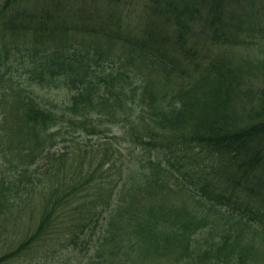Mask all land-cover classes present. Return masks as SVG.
Segmentation results:
<instances>
[{"label":"trees","instance_id":"1","mask_svg":"<svg viewBox=\"0 0 264 264\" xmlns=\"http://www.w3.org/2000/svg\"><path fill=\"white\" fill-rule=\"evenodd\" d=\"M243 27L264 32L261 0H0V264H259L264 57L253 78L233 62ZM103 125L154 169L132 176ZM163 190L195 205L137 197Z\"/></svg>","mask_w":264,"mask_h":264},{"label":"rangeland","instance_id":"2","mask_svg":"<svg viewBox=\"0 0 264 264\" xmlns=\"http://www.w3.org/2000/svg\"><path fill=\"white\" fill-rule=\"evenodd\" d=\"M132 1H139V0H132ZM261 1L264 4V0H261ZM98 8L99 9H103V5L100 4ZM133 9H134V11H136L137 8L134 6ZM139 13H140V10L137 13H134L132 15L135 16V15H137ZM122 16H123L124 20L126 21V19H125L123 14H122ZM128 22L132 26L136 25L135 19L130 14H129ZM239 39H246V42L241 44V45H239L238 47L232 49V53L235 51L234 57H233V62L239 63V64H243L244 66H247V68L249 66L250 68L247 69V70L251 71V73H252L251 77L253 78L254 74L255 75L259 74V70L258 69H254L253 70L254 66H250V64L248 63V59L251 56L252 57H260V58L264 57V32H262L260 34V32H258V31L255 32V29H252V28H249V27H243L241 29L240 34H239ZM100 47L104 48V47H108V46H106L104 43H101ZM216 50H218V49L215 48L213 53H215ZM112 51H113V55H114V58H115V56L118 53L121 52V49L116 46L114 49H112ZM214 56L215 55H212L209 58H212ZM124 59H125V56H124ZM243 59L246 60V61H244ZM134 65H136V64H134ZM192 78H193V76H192ZM64 92L65 91L62 88L54 89V90H52L49 93H46L44 90H40L39 97L42 98V102L43 103H44V101L45 102H48V101L49 102H61L64 99H61L60 97H63ZM56 94H58V96H56ZM102 128L107 133V135H106L107 137H118L119 138L118 143L116 142V140H114L115 142L113 140H110V141L113 142V146L115 148H118L120 154L122 156H124V159L129 160L130 157H131V159L133 160L132 166L131 165L129 166L130 174L131 175L134 174L132 176H137L138 172H139L138 170L151 171L152 169H154V168H148L147 167L148 166V157H149L147 152L141 151V148H133L132 144L127 143V139L129 140V137L124 136V135L120 137L119 136L120 135L119 131H115L114 129H107V127L105 125H103ZM101 139H103V138L101 137L100 133L92 134V135L85 133L81 137H79L77 135V140L81 141L80 144L87 143L90 140V143H94V144L97 145L100 142ZM68 140L69 141H68L67 144H70L69 146L73 145V143L75 142V141H73V139L71 137H69ZM64 142L65 141H61L60 140L56 144L55 147L56 148L57 147H62ZM125 169H126L127 172H129V169H127V167H125ZM192 169L195 170L198 173L203 172L202 168H192ZM209 169L210 168H205V171H207ZM262 170H264V166L261 167V168L260 167L257 168L256 174L258 175V177L260 176L259 172L262 171ZM165 175H168V173H165ZM254 177L248 178L247 180L249 182H251L254 179ZM126 180H127V178L125 179V182H126ZM167 183L173 185L174 181H173V179H168ZM173 193H175V194H173ZM120 195H121V191H120L119 194H116V196H114V198L116 199L117 196L120 197ZM137 197L142 199V202L145 203V204H149V203H152L154 201H158L160 198L164 202H166L168 204L174 203L175 200H181L183 198H186L187 201H185V204L189 205L188 206L189 208H192L193 205H195L194 199L186 197V195L184 193H182V192L181 193H179V192H168L167 190H163V191H161L160 195H155L152 191H150V192H143V193L137 195ZM196 208H197V210L200 211L201 214H204L205 216H207V217H202L198 213V217L202 218L204 220V222L206 223V226H212V222H216V225H215L216 231H219L220 234H224L225 233L224 225H225L226 220L223 221L222 214H220L218 211H215L214 209H212L209 203H206L204 205L200 204ZM199 223H200V226L196 229L195 237L197 239H199L203 243L201 245H197L198 249H202V248H205L206 243L210 242L214 238V236H213V234H209L207 236L208 237L207 240L200 239V238H202L201 237L202 236L201 233L203 231H206L207 227L205 228L202 225V223L200 222V220H199ZM214 231L215 230H213V232ZM244 233L247 234V230H245ZM262 248L264 249V247H262ZM33 256H35L34 253H33ZM20 261L21 260L15 261V264H19ZM22 264H31V262L29 260H27L26 262H24ZM32 264H33V260H32ZM259 264H264V256H262L259 259Z\"/></svg>","mask_w":264,"mask_h":264}]
</instances>
